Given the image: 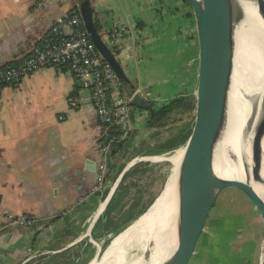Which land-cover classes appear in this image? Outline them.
Masks as SVG:
<instances>
[{
  "label": "crops",
  "instance_id": "crops-1",
  "mask_svg": "<svg viewBox=\"0 0 264 264\" xmlns=\"http://www.w3.org/2000/svg\"><path fill=\"white\" fill-rule=\"evenodd\" d=\"M81 1L0 0V68L48 39L56 17ZM90 3L94 21L124 72L125 93L139 91L155 105L185 90L196 97L198 44L189 3ZM75 84L71 71L48 65L0 88V264H87L97 253L95 242L102 239L92 237L91 230L104 212L108 192L102 197L91 189L95 173L84 165L98 159L102 127L89 90L77 88L79 104L71 106ZM136 118L131 121L138 141L153 128L143 126V116ZM110 182L106 179V188ZM22 213L33 215L35 224L7 222L8 215ZM236 216L224 212L205 223L190 264H258L240 248L247 239ZM263 244L260 236L258 249Z\"/></svg>",
  "mask_w": 264,
  "mask_h": 264
},
{
  "label": "bare ground",
  "instance_id": "bare-ground-1",
  "mask_svg": "<svg viewBox=\"0 0 264 264\" xmlns=\"http://www.w3.org/2000/svg\"><path fill=\"white\" fill-rule=\"evenodd\" d=\"M216 25L235 40L228 136L220 141L214 161L218 183L245 187L264 207V139L262 158L257 159L251 150L252 130L247 128L264 105V0H220ZM255 86L259 96L251 92ZM180 151L167 157L173 167L162 196L112 239L102 252L110 248L105 257L101 254L88 264H158L168 257L176 245L175 230L181 240L183 216L196 187L190 177L175 191Z\"/></svg>",
  "mask_w": 264,
  "mask_h": 264
},
{
  "label": "water",
  "instance_id": "water-1",
  "mask_svg": "<svg viewBox=\"0 0 264 264\" xmlns=\"http://www.w3.org/2000/svg\"><path fill=\"white\" fill-rule=\"evenodd\" d=\"M187 2L190 5L198 44V82L191 129L186 141L180 147L181 151L178 156L177 188L175 191L177 192L184 181L190 177L196 179V187L183 216L181 240H179L178 233L175 230L176 245L168 257L158 264H190L210 210L219 192L226 186L238 188L246 195L257 209L264 228V207L260 204L259 197L254 198L245 187L240 185H219V175L214 167L218 145L223 138L228 136L226 129L229 121V94L235 40L224 28L216 25L220 0H187ZM78 9L83 24L96 48L121 78V74L124 72L115 53L104 40L101 31L95 24L94 9L90 0L79 2ZM131 104L133 105L132 117H135V115L142 116L145 112H149L151 115L153 112V105L139 91L133 93ZM253 106L256 109L257 105L254 104ZM247 128L252 130L251 150L257 159H261L264 139V105L260 106L255 122L249 120ZM130 144L131 138L125 144L124 153ZM128 165L130 164L128 163ZM172 167L173 165L170 163L169 172L161 189L146 210L162 196L172 172ZM84 169L95 173V161L86 160ZM125 169H127V166L123 168L110 187L104 205L109 201ZM150 246L152 247V243ZM103 250L102 247H99L93 259L100 256ZM263 259L264 252L260 254L258 264H261Z\"/></svg>",
  "mask_w": 264,
  "mask_h": 264
},
{
  "label": "built area",
  "instance_id": "built-area-1",
  "mask_svg": "<svg viewBox=\"0 0 264 264\" xmlns=\"http://www.w3.org/2000/svg\"><path fill=\"white\" fill-rule=\"evenodd\" d=\"M51 31L52 36L31 46L23 59L0 68V88L16 85L27 74L48 65L64 66L73 73L78 88L89 90L97 122L102 127L96 145L98 159L95 161V182L91 189L103 193L112 144L127 137L133 129V93L124 92L122 79L96 48L80 11L56 17ZM69 102L72 107H77V95H71ZM59 117L63 118L62 114ZM112 125L113 131L110 132L108 128ZM143 157H135L129 164ZM35 221L36 218L28 213L7 216L8 223L19 226L34 225ZM263 252L264 244L261 254Z\"/></svg>",
  "mask_w": 264,
  "mask_h": 264
},
{
  "label": "trees",
  "instance_id": "trees-1",
  "mask_svg": "<svg viewBox=\"0 0 264 264\" xmlns=\"http://www.w3.org/2000/svg\"><path fill=\"white\" fill-rule=\"evenodd\" d=\"M184 1L188 3L187 0ZM72 11H79V9L74 7L69 12ZM189 15L192 16V13L189 12ZM95 24L98 23L95 22ZM62 67L65 68L64 66H61V68ZM77 88L78 85L75 84V90L72 92L73 94ZM151 104L153 105L152 114L150 115L149 112H146V114L142 116L144 121L143 126L146 129H155V131L149 134L154 138L158 133V129L166 127L169 124L181 122L185 117L192 118L196 105V97L191 91L185 90L175 94L167 101L160 104L155 105L153 102H151ZM190 129L191 124H184L164 140L148 143L147 145L145 140H135V129H132L127 137L118 142H113L110 150V158L108 160L106 179L108 180L110 178L111 180H115L118 174L123 170L125 163L120 160L117 161L115 158L128 154H166L172 150L175 152L178 147L182 146L186 141ZM109 131H113V128L109 129ZM129 138H131V144L124 153L125 144ZM147 170H151V166L148 161H145L134 164L123 171L118 184L105 206L103 214L98 217L91 230L92 237L102 239V249L105 250V247L112 241L115 234L118 232L120 233V231L138 217V215L142 214L156 196L155 194L148 202H144L143 194L138 187L139 184L137 180L132 179L134 174H143ZM133 188L134 190H132ZM107 192L108 187L103 191L102 197L105 196ZM96 228L100 231L97 232Z\"/></svg>",
  "mask_w": 264,
  "mask_h": 264
},
{
  "label": "rangeland",
  "instance_id": "rangeland-1",
  "mask_svg": "<svg viewBox=\"0 0 264 264\" xmlns=\"http://www.w3.org/2000/svg\"><path fill=\"white\" fill-rule=\"evenodd\" d=\"M251 92H253V94H255L256 96L257 95L259 96V91L257 89V86L252 88ZM129 94H131V93H129ZM136 119H138V116ZM188 123L192 124V118L185 117V119L181 122L169 124L166 127L158 129V131H157L158 133L154 138H152L149 134L151 132L155 131V129L148 130L147 132L141 134V140H145L146 145L148 143H152L155 141L160 142V141L164 140L165 138H167L168 136H170L172 133L176 132L182 125L188 124ZM154 139H156V140H154ZM139 143H141V142H139ZM180 147H178V148H180ZM173 152H174V150H172L171 152L169 151V153L167 152L166 154H140V155L128 154V155L122 156V157L119 156V157L115 158V160H117V161L120 160V161L124 162L125 163L124 167L127 166V168L131 167L134 164L140 163V162H145V161L149 162V165L151 166V170H147L143 174H134L132 176V179L137 180V182L139 184L138 187L141 190V193L143 194V201L148 202L149 199L151 197H153L155 194H157L158 191L161 189L163 182H164V180H165V178L169 172V168H170V161L167 159V157L172 155ZM139 156H144V157L142 159H137L131 165H128V163L133 158L139 157ZM145 156H147V157L161 156V158L158 160L157 159L154 160V159H150V158H145ZM116 178H115V180H116ZM115 180H111V182L107 185L108 190L113 185ZM132 190H134V188ZM224 212L237 213L236 217L239 219V220H237V222H238V224L240 222V224L243 225L240 228V232L242 233V238L247 239L245 244H242L240 246V248H242L244 250V253H247V251H248L249 256H252V254H253V257L256 258V260H259V257H260L261 251H262V248L258 249L259 239H260V236H261V238L262 237L264 238V228H263L261 218H260L258 212L256 211V209L254 208L252 202L246 197V195L241 190H239L233 186H226L222 189V191L218 195L215 204L213 205V207L210 210L209 216L207 218L208 220L206 222H209L211 220V218L217 217L218 215H221ZM140 215H138V217ZM138 217H136L131 223H133ZM130 224H128L126 227H128ZM123 230H121L120 232H122ZM247 236H249L250 238H247ZM248 241H250V243H248ZM98 244H99V246H97V250L99 247H101V243L98 242ZM109 244L105 247V249L109 246ZM235 246L239 247V245H235ZM227 248L236 250V247L227 246ZM109 250H110V248L106 251L105 254L103 253L102 255H104V257H105L106 254H108ZM137 253H138L137 249L133 248L132 254L136 255ZM117 258H118V256L114 257V259H117ZM261 264H264V259L262 260Z\"/></svg>",
  "mask_w": 264,
  "mask_h": 264
}]
</instances>
